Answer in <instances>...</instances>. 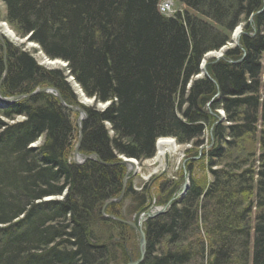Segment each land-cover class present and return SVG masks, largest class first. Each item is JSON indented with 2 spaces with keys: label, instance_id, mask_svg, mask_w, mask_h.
Segmentation results:
<instances>
[{
  "label": "trees",
  "instance_id": "obj_1",
  "mask_svg": "<svg viewBox=\"0 0 264 264\" xmlns=\"http://www.w3.org/2000/svg\"><path fill=\"white\" fill-rule=\"evenodd\" d=\"M161 1L2 0L18 36L31 34L49 59L68 64L46 70L0 44L4 97L52 87L75 104L71 76L110 106L86 109L80 152L96 159L82 165L69 160L75 127L56 97L0 109V264L138 260L125 249L130 227L101 209L122 193L119 157L152 159L162 137L191 144V161L200 156L212 182L183 197L173 182L159 187L156 204L168 208L146 222L140 264H264V0H178L187 10L172 17L159 12ZM240 24L239 45L197 78L204 57L231 43ZM126 197L132 211L147 209V189Z\"/></svg>",
  "mask_w": 264,
  "mask_h": 264
},
{
  "label": "rangeland",
  "instance_id": "obj_2",
  "mask_svg": "<svg viewBox=\"0 0 264 264\" xmlns=\"http://www.w3.org/2000/svg\"><path fill=\"white\" fill-rule=\"evenodd\" d=\"M187 9L185 8V6H183L178 0H173V12H181V11H186ZM0 12L2 14V19H0V24L2 23H6L10 29L16 34V32L13 30V28L3 20L4 15L6 13V7L4 5V3L2 2V0H0ZM241 31L242 32V24H240L234 31L233 34L231 35V43H229L226 47L220 49L219 51H214V52H210L208 53L205 57L204 60L201 64V73L199 75H197V78H201L203 76H206L202 73V67L204 66V62H207L210 59H215L219 57H223V55L220 53L221 50L225 51L224 49L226 48V50L229 47L235 46V42L236 39L238 37L237 33ZM17 36V40L16 41H11L8 40L7 38H0V44L3 45L4 47H6V45H12L13 47H16L18 49H21L25 52H28L36 61V63L46 69V70H58V69H66V67L64 66V62L56 60V61H50L49 58L41 51L40 47L31 41L28 42H23L25 37H20L16 34ZM235 38V40H234ZM43 54V55H42ZM48 58V59H47ZM68 84L69 87L71 88V90L73 91V93L77 96V102L74 104H68L66 103L64 100V103L67 106H70L72 108H76V106H80L79 103H84V102H89V100L85 101L86 95L82 96V89L80 88V86L76 83V81L74 80L73 77H68ZM48 88V87H47ZM2 94V92H1ZM85 97V98H84ZM9 98V97H7ZM89 98V97H87ZM90 99V98H89ZM85 104V103H84ZM105 104V105H104ZM110 106V103H100V104H96V103H91V105H87L84 106L86 107L85 109L83 107L84 112L86 111V109L88 108H96L100 111L107 109ZM66 111L68 112V114L71 115V120L74 124L75 127V133H74V137H73V144H72V148H71V154H70V162H73L75 164H77L76 159H75V153L78 150L79 147V141H80V137H81V130L79 127V119L81 114L77 113V112H72L68 109H66ZM87 113V111H86ZM219 114H222L225 120V115L224 112L222 110H219L218 112ZM1 116V114H0ZM223 117L219 115V119L220 122H223ZM87 118H88V114H87ZM25 120L24 117H17L14 120H4L8 125H13L16 123H20L23 122ZM83 131V130H82ZM211 134L207 133L206 134V138H208L206 140V145H210V141H211ZM40 143V142H38ZM39 145V144H38ZM35 146V145H34ZM81 146V143H80ZM206 149V146H204ZM192 149V145H179L178 144V152L177 154H173V155H169V158H167V160H164V164L161 165L160 160L157 158L158 155L156 154L154 158L152 159H148V160H143L142 162H139L137 160V163L139 165L140 171L137 174H133V173H129L127 175V168L122 165V170L124 171V178L126 176H128L130 178V180L127 182L126 186L128 185H135L139 191H142L143 187H146L145 190L147 189V193H148V197H149V201H148V205H147V209H150L148 212H146L147 214L152 212L154 209L159 208V206L156 204V199L159 197L158 196V189L159 187L164 184L166 185L167 182H173L175 184H183L184 180L186 178H188V173L187 171H185V167H186V160L188 159V153L187 151ZM201 150V148L199 149ZM80 154L84 155V156H88L87 154H83L80 152ZM196 162H194L193 165V173H192V177L191 178H197V179H203L206 182L209 181V176L206 173V168H205V161L201 160V157H196ZM158 159V160H157ZM119 160V159H118ZM120 162V160H119ZM116 165H121V164H116ZM109 166V165H108ZM159 168V172L157 174H153L149 180H144V175H150L154 169ZM171 187V186H170ZM67 194V192L65 194H63V196L60 197H52V198H48L46 199V201H50V200H55V199H63V197ZM113 204H109L107 206H103L101 211L103 213H105L106 215H111L112 212L118 214V217H116L117 219H120L122 221H127V222H134L136 219L139 218V216L141 215V213H137L132 211V202L129 200L128 197H123L122 200L120 202H118L115 206L111 207ZM163 207V206H162ZM102 213V214H103ZM126 216V217H125ZM148 221V219L145 220V224ZM124 224V223H122ZM144 224V227H145ZM143 227V229H144ZM131 229V228H130ZM105 234V233H104ZM125 249L127 250V252L132 256L133 259L137 258L140 256V236L138 235V233H136L135 229H131L130 231H128L126 233V243H125ZM122 264V263H121Z\"/></svg>",
  "mask_w": 264,
  "mask_h": 264
},
{
  "label": "bare ground",
  "instance_id": "obj_3",
  "mask_svg": "<svg viewBox=\"0 0 264 264\" xmlns=\"http://www.w3.org/2000/svg\"><path fill=\"white\" fill-rule=\"evenodd\" d=\"M0 37L2 39L7 38L8 40H11V41H16L17 40L16 34L10 29V27L6 23L0 24ZM234 40H235V38H234ZM224 50L226 51V48ZM225 51L221 50L220 53L222 55H224V52ZM215 59H218V58H215ZM205 63L207 64V62H205ZM84 103H85V106L87 107V105H91L92 102L89 100V102H84ZM218 112L219 111H217V113ZM211 114L214 115V116H216L215 113H213V112ZM218 115H220V116L223 117L222 114H218ZM223 121H224V117H223ZM186 145H191V144H186ZM205 146L207 147V149L209 148V146L206 145V143H205ZM202 148H204V147H202ZM177 152H178V143H177V140L174 137H166V138L162 137V138H159L156 141V154L158 155L157 158L160 160L161 165L164 164L163 163L164 160L166 161L167 158H169V155L177 154ZM81 158H82V156L80 154L77 155V159L80 162L82 160ZM122 161L126 162L124 164V166L127 168V170L130 171V173L137 174L140 171V168H139V165H138L136 159L127 158V159H124ZM185 162H186V166H189V165L193 164V161H191V158L189 157V155H188V159ZM205 171H206L207 175L209 176V181L208 182H206L203 179L191 178L192 177L193 170L187 171L188 178H186L184 180L183 184H180V185L179 184H176L177 185V189H176L177 192L174 195V197H183V196H185L186 193H187V191L189 190V188L192 187V185H194V184H196L199 187H203L204 188V192H206L208 190V188L210 187L209 185L212 182V175H211L210 171H208L207 169ZM158 172H159V168H156L152 172H150L151 173L150 175L149 174L148 175H144V178L143 179L144 180H149L150 176L153 177L152 175L153 174H157ZM129 180H130V178L128 176H126L125 178H123V186H122L123 188H122V191H121L122 193L117 198L109 199L106 202L108 205L109 204H113L112 207L115 206L118 202H120L122 200L123 197H126V193H129V190H132L133 192L135 191L137 193H140L141 192V191L138 190V188L135 185H132L131 184V185L126 186V184H127V182ZM144 189H145V187L142 188V191ZM103 212L101 211V214ZM102 217L104 219L113 220V221H116L118 223H122V222L116 220L117 219L116 217H118V214L113 213V212H112L111 215H109V214L106 215L105 213H103L102 214ZM145 220H146V216H144L142 218H139V219H137V220H135L134 222H131V223L134 224L136 221H138L139 225H142L144 227ZM125 222H127V221H125ZM124 225H127V224L124 223ZM127 226L130 227L131 229H134L130 225H127ZM136 233H138V235L140 236L139 232L136 231ZM145 240H146V237H145ZM145 252H146V246H145Z\"/></svg>",
  "mask_w": 264,
  "mask_h": 264
},
{
  "label": "water",
  "instance_id": "obj_4",
  "mask_svg": "<svg viewBox=\"0 0 264 264\" xmlns=\"http://www.w3.org/2000/svg\"><path fill=\"white\" fill-rule=\"evenodd\" d=\"M238 37H237V40H236V46L237 45H239V38H240V36L242 35V32L241 31H239L238 32ZM1 38V37H0ZM30 39H31V34L29 35V36H27L26 38H24V41L23 42H28V41H30ZM48 59V58H47ZM219 59H221V57H219ZM50 60V59H49ZM50 61H53V60H50ZM54 61H56V60H54ZM53 61V62H54ZM59 61H62V60H59ZM62 62H64V61H62ZM4 64H5V71H4V75H3V77L1 78V80H0V109H6V108H8L10 105H12V104H14V103H17V102H19V101H22V100H25V99H29V98H32V97H34V96H36V95H38V94H42V93H46V94H52V95H54L57 99H58V101H59V103H60V105L64 108V109H68V110H70V111H72V112H77V113H79V114H81V116H80V119H79V127H80V130H81V137H80V141H79V147H78V150H77V152L75 153V159H76V162H77V164H79V165H81V164H83V163H85V162H87V161H90V160H92V159H95L96 158V155H88V156H83V155H81L80 154V143H81V141H82V123L84 122V121H86V119H87V113H86V111L84 112V110H83V108H81V107H79V106H76V108H72V107H70V106H67L65 103H64V101H63V98H62V96H61V94H60V92L57 90V89H54V88H50V87H45V88H38V89H36L34 92H32V93H30V94H27V95H18V96H13V97H9V98H7V97H3L2 96V94H1V87H2V84L4 83V81H5V79H6V76H7V73H8V70H7V65H6V55H5V61H4ZM68 64L67 63H65L64 62V66L66 67ZM202 73L204 74V75H206L207 76V72H206V63L204 62V66L202 67ZM82 96H85L84 95V93L82 92ZM87 100H90L91 102H93V103H95L96 102V100H95V98H85V101H87ZM81 106H85V104L82 102V103H79ZM81 155L82 156V160H81V162L77 159V155ZM124 159H127L125 156H120L119 157V160H120V162L118 163V164H121V165H124L126 162H124V161H122V160H124ZM79 161V162H78ZM109 166H111V165H109ZM130 173V171L129 170H127V175ZM108 204L107 203H105V206H107ZM161 213H163V211H161L160 213H157V214H155V215H153L152 217H156V216H158L159 214H161ZM117 221H120V222H122V223H125V224H127V225H130V226H132L137 232H139V234H140V258L138 259V260H136V261H132V262H130L129 264H140L143 260H144V256H145V246H146V240H145V231H144V229H143V226L142 225H139V223H138V221H136L134 224L133 223H131V222H125V221H122V220H119V219H116Z\"/></svg>",
  "mask_w": 264,
  "mask_h": 264
},
{
  "label": "built area",
  "instance_id": "obj_5",
  "mask_svg": "<svg viewBox=\"0 0 264 264\" xmlns=\"http://www.w3.org/2000/svg\"><path fill=\"white\" fill-rule=\"evenodd\" d=\"M171 6H172L171 0H166L161 7V11L163 13L169 14L171 13Z\"/></svg>",
  "mask_w": 264,
  "mask_h": 264
}]
</instances>
